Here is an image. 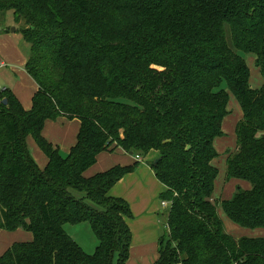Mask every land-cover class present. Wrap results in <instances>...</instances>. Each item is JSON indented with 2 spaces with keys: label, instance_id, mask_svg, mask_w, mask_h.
Segmentation results:
<instances>
[{
  "label": "trees",
  "instance_id": "trees-1",
  "mask_svg": "<svg viewBox=\"0 0 264 264\" xmlns=\"http://www.w3.org/2000/svg\"><path fill=\"white\" fill-rule=\"evenodd\" d=\"M0 10L24 24V69L37 85L30 109L0 89V230L32 235L0 264H125L132 214L108 191L137 163L83 176L117 147L158 152L150 165L166 186L169 233L153 264H264V237L226 232L211 200L231 93L242 117L226 178L250 187L237 186L220 207L241 227L264 228V0H0ZM241 53L255 56L260 88L249 85ZM58 117L80 122L68 152L42 134ZM81 222L97 240L91 253L64 229Z\"/></svg>",
  "mask_w": 264,
  "mask_h": 264
},
{
  "label": "crops",
  "instance_id": "crops-1",
  "mask_svg": "<svg viewBox=\"0 0 264 264\" xmlns=\"http://www.w3.org/2000/svg\"><path fill=\"white\" fill-rule=\"evenodd\" d=\"M10 38H13V36H11L8 31H5L4 34L0 33L1 68L12 63V61L14 62V58L17 57V47L11 45ZM12 49L13 52L10 54ZM22 58L23 59L19 63L20 66L18 68L10 64L9 74H11L12 77L14 76V79H11L14 81L11 85L8 84L2 88H11L14 95L23 104V107L29 109L31 107L30 99L36 91L37 85L24 69L27 54L23 55ZM16 72L19 73L17 79ZM4 74L5 72H3V75ZM24 92L27 94V97H29V101L23 96ZM79 124L80 122L77 119H67L64 117H58L55 120H46L42 134L54 146H57L63 152H68L71 146L76 142ZM222 128L224 130V121ZM27 144L32 157L39 167L43 168L47 163L46 156L40 151L31 136L27 137ZM157 156L158 152L151 150L147 155L142 156L141 160H137L135 159L134 154H130L122 148L117 147L112 151L100 152L96 157L95 163L83 173V176L89 177L115 165L127 166L134 164L135 162L137 163L136 168L132 172L123 175L108 191L110 196L119 197L125 200L128 203L132 214V217L126 220L131 232V242L129 247V257L125 264H153L158 258L159 239L163 231L162 214L166 209V207L164 209L161 208L160 196L166 190V186L156 178L150 165V162L155 160ZM231 185H239L242 186L241 188L243 189L250 187L249 182L239 181L237 179H231L229 181V186ZM233 193L234 191H230V193L225 194V199L230 198ZM217 195L218 192L216 190L215 179L213 196L217 197ZM221 212L223 213L222 209ZM220 213L218 211L224 226V217ZM225 217L228 218L226 215ZM231 225L232 224L230 223L225 224V231L235 238L241 236L264 237V232L256 233L254 235L251 231L250 234H246L237 228L233 229ZM228 228L231 230H227ZM20 229L21 228H18L14 231L0 230V236L2 237L4 244L7 246L6 249L16 241L30 240L32 238L26 235L24 236V240H17V234H22ZM13 237L15 239H12ZM72 238L74 239V235Z\"/></svg>",
  "mask_w": 264,
  "mask_h": 264
},
{
  "label": "rangeland",
  "instance_id": "rangeland-1",
  "mask_svg": "<svg viewBox=\"0 0 264 264\" xmlns=\"http://www.w3.org/2000/svg\"><path fill=\"white\" fill-rule=\"evenodd\" d=\"M23 25L24 24L22 21L20 22L14 21L12 10H0V33L4 34L5 31H8L9 34L13 36V38H10L11 45L13 47L14 46L17 47V57L14 58L15 59L14 62L12 61V63H10L16 68L20 66L19 63L23 59L22 56L26 54L28 56V53H29V44L25 42V40L23 39L19 31L20 28L23 27ZM13 28H15L14 31H13ZM12 52H13V49L10 54H12ZM241 56L246 60L247 65L250 70L249 85L251 86V88H255V89L260 88V86L263 83V77L261 75L260 69L256 66L255 56L251 53H241ZM10 64L4 66L3 68L0 67V88H2L3 86H7L8 84L11 85V83L14 81V80H11V79H14L13 78L14 76L12 77V75L9 74ZM3 72H5L4 75H3ZM17 76L19 77L18 72H16V79H17ZM23 96L26 97L29 101V97H27V94L25 92ZM227 108L229 110V113L224 118V130L222 128L223 134L222 136L217 137L215 139L216 141H214V145H215L218 155L212 161L213 164L218 169V175L216 178V190L218 192V195L217 197L212 195L211 200L214 202H218L217 211H219V213L221 212L220 201L226 198L225 194L230 193V191H235L237 187V185L229 186V181L231 179L226 178V158L228 155L227 153L230 151H234L236 149V136L234 132L235 125H236V122L242 117V110L239 104L237 103L236 99L231 93H229ZM140 155H143V154L141 153ZM232 179H235V178H232ZM237 180L244 181L240 179H237ZM161 208L164 209L165 206L161 205ZM167 208L168 206H166L165 212H167ZM220 214H222L224 217V229L226 227L225 224L230 223L232 224L231 226L233 229L237 228L246 234H250L251 231L254 235L256 233L264 232V228L250 229V228L241 227L237 225L236 223L232 222L231 220H229L228 218H226L224 213L221 212ZM162 215H163L162 216L163 224L162 223L161 224L164 226L166 213H163ZM64 229L70 236L72 235L71 237H73L74 235V240L76 239L75 241H77V243L87 253H91L93 249L95 248V246L97 245L96 237L92 233L89 227V224L87 222H81V223H75V224L67 223L64 225ZM164 230L167 231V233H169L168 226ZM227 230L230 231L231 229L228 228ZM20 232H22V234H17L18 235L17 240H24V236L26 235H28L30 238L32 237L31 233L28 231L20 229ZM12 239H15V238L13 237ZM6 247H7L6 244H4L3 239L0 236V255L4 252Z\"/></svg>",
  "mask_w": 264,
  "mask_h": 264
},
{
  "label": "built area",
  "instance_id": "built-area-1",
  "mask_svg": "<svg viewBox=\"0 0 264 264\" xmlns=\"http://www.w3.org/2000/svg\"><path fill=\"white\" fill-rule=\"evenodd\" d=\"M134 156H135V159H137V160H141V159H142V155H140V154H136V155H134ZM161 205L166 207V206H167V203L164 202V201H162V202H161ZM166 227H167V225L164 224L163 228H166Z\"/></svg>",
  "mask_w": 264,
  "mask_h": 264
},
{
  "label": "water",
  "instance_id": "water-1",
  "mask_svg": "<svg viewBox=\"0 0 264 264\" xmlns=\"http://www.w3.org/2000/svg\"><path fill=\"white\" fill-rule=\"evenodd\" d=\"M14 30H15V28H13V31H14ZM2 102L5 104V103H6V100H5V99H3V100H2ZM129 153H130V154H133V152H132V151H130ZM157 160H158V159H155V162H156Z\"/></svg>",
  "mask_w": 264,
  "mask_h": 264
}]
</instances>
